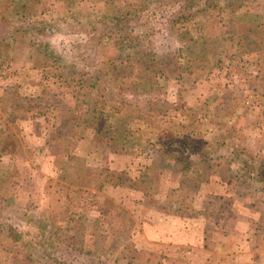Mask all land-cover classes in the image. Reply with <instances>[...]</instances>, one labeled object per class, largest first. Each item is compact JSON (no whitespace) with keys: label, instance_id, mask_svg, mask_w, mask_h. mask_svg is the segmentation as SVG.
<instances>
[{"label":"crops","instance_id":"crops-1","mask_svg":"<svg viewBox=\"0 0 264 264\" xmlns=\"http://www.w3.org/2000/svg\"><path fill=\"white\" fill-rule=\"evenodd\" d=\"M23 4L28 17L17 18ZM88 4V0H0V62H5L0 69V183L4 191L12 185L23 189L6 198L0 184L1 196L15 205L28 197L34 213L45 209L61 232L77 231V222L71 220L76 217L88 219L86 228L101 234L123 239V232H128L122 246L132 261L123 257L122 264H264V189L227 186L220 171L233 168L244 173L246 163L264 167V47L249 43L253 35H264V0H257L249 11H239L237 22L230 26L222 25L214 14L200 16L205 24L198 36L204 55L214 62L229 56V67L208 63L201 69V74L209 73L204 85L196 82L194 90L175 86L172 103L185 102L187 110L208 125L201 135L211 144L207 149L225 158L207 161L202 171L180 172L179 164L158 159L162 148L174 147L167 142L170 136L164 126L154 129L143 122L138 131L118 138L120 148L108 156L114 178L92 193V209L80 207L85 189L70 185L63 175L70 151L93 154L82 147L71 149L76 133L68 113L58 117L49 113L58 100L74 109L75 97L64 79L49 76V64L29 41L36 31H48V24L70 12L82 16L103 9L105 0H96L94 9L86 12ZM233 67L237 73L229 76ZM140 84L147 90L153 86ZM33 100L42 110L33 109ZM173 110L157 120L162 124L166 118L180 120ZM194 128L191 139L196 145L194 138L201 131ZM245 137L255 145H243ZM248 150L258 158L241 159ZM125 178L127 182H119ZM248 181L264 186V179L256 175ZM26 182L35 185L33 191L25 190ZM122 214L130 226H124ZM73 236L63 244L71 245ZM6 260L0 258V264L21 262L18 255Z\"/></svg>","mask_w":264,"mask_h":264},{"label":"trees","instance_id":"trees-1","mask_svg":"<svg viewBox=\"0 0 264 264\" xmlns=\"http://www.w3.org/2000/svg\"><path fill=\"white\" fill-rule=\"evenodd\" d=\"M256 1L105 0V6L101 10L82 16L70 12L50 24L48 31L45 28L44 32L38 30L31 35L29 41L37 46L42 59L50 68L62 72L58 78H64L76 100L74 109L58 100L55 106L49 107V113L57 117L68 113L70 122L75 126V145L102 158V161H98L92 168L87 165L89 162L82 161L83 165L78 163V152L73 154L70 151L71 155L67 159L69 168L65 171L63 179L72 186L91 192L96 189L100 191L106 183H110L114 172L109 166L108 156L111 151L117 149V138L138 131L141 121L151 122L157 117L167 115L173 106V96H169V84L186 90L187 86L195 85L194 69L204 68L206 63L229 67V56L218 62L209 60L203 53L202 43L185 28V23L197 14L206 16L217 11L222 15V25H233L237 22L239 11L252 6ZM19 8L16 12L17 18L21 14L24 18L28 17L26 5L23 4ZM253 38L249 43L258 48L264 47V35L255 34ZM59 49L62 50L58 51ZM112 53L123 56L122 59L125 57L124 62L118 64L115 57L110 56ZM102 55L107 56L104 61L101 60ZM97 78L104 79L103 86L95 83ZM161 79L168 82V85L163 87L162 99L148 103L146 115H140L139 103L132 93L134 86L137 82L158 85ZM33 103V109L42 110L43 107L38 101L33 100ZM180 127L182 128L181 125ZM194 131H175L174 135L182 146L168 151L162 148L159 151L161 160H173V164H179V171L187 174L202 171L209 160L220 161L225 158L208 150L211 145L208 142L205 150L197 153L191 139ZM186 134L187 137L184 136ZM80 140L83 143L79 146ZM175 141L172 140L173 144ZM252 167L246 163L242 169L244 173H241L240 169L224 168L220 170L221 176L227 180V186L247 189L258 186L263 190L262 183L249 182L248 178L256 175L264 179V167L253 168V171ZM227 213L231 214L232 211L229 209ZM44 216L38 217L35 223L41 224L45 218L47 225H40L39 232L28 229L24 234L23 230L11 225L16 221L15 218L10 217L8 213L0 215V241L8 240L17 244L29 256L40 258L43 264H68L53 256V251L59 245L63 246L64 240L61 239V230L56 220ZM224 218L228 216L225 215ZM71 220L77 222V232L83 226L90 232L86 228L88 219L76 217ZM86 234L71 237L77 244L72 250L67 249L69 254H65L68 258L71 257L70 254L78 251H83L94 260L102 258L101 243L95 233ZM86 240L88 243L84 244ZM78 242L81 244L78 245ZM123 257L132 261L126 255ZM74 258L77 264H81L78 263L77 256Z\"/></svg>","mask_w":264,"mask_h":264},{"label":"rangeland","instance_id":"rangeland-1","mask_svg":"<svg viewBox=\"0 0 264 264\" xmlns=\"http://www.w3.org/2000/svg\"><path fill=\"white\" fill-rule=\"evenodd\" d=\"M95 1L96 0H88L89 4L83 10H85L86 12L92 11L94 9L92 3L95 2ZM101 4L103 5L102 2H101ZM254 4L252 6L247 7L245 10L249 11L251 8H253ZM210 14H212V15L214 14L216 16V19L219 20V22H220V18L222 16V15H220V13H218L216 11V12H210L207 15H210ZM34 16H35V14H34ZM200 16H203V15L197 14V15L191 17L189 19V21L187 23H185V28L188 29L190 31V33L198 40H199L198 36H200L201 33L203 32V29H205V24L203 22H201V18H199ZM48 19H50V18H48ZM48 26H49V24H48ZM228 26H230V25H228ZM61 50L62 49H59L58 51H61ZM203 51H204V47H203ZM121 52H123V50ZM121 54L122 53H120V55ZM124 54L125 53L123 52L122 55H124ZM110 56H114L115 59L117 60L118 64H121L125 60V57H124V59H122L121 57H123V56H118V54H116V53H112ZM105 58H107V56L102 55L101 60L104 61ZM1 63H5L4 59H2L1 62H0V69H2L3 66H5L4 64L2 66ZM207 64L208 63H206V65L204 66V69L207 66ZM201 69H203V68L194 69L193 78L195 80V84H196V82H199L200 85H204L205 82H206L205 79H206V77H207V75L209 73L205 72V73L201 74ZM48 71H49V76L60 77L62 75V72L60 70H58V69H52L51 68ZM233 73H237L236 68H234L232 70L229 69L228 75L230 76L232 74V76H233L234 75ZM228 75H227V79H228ZM200 80H202V81H200ZM217 81L221 82L220 79H218ZM95 83L100 84V86H103L104 85V79L102 80V78L101 79L97 78V81ZM140 83H143V82H137L136 85L134 86V89H133L132 93H133V97L135 98V100L139 103V106L142 107L143 109H144V107L146 108V109H144L145 112L141 111V108H140V111L142 112V113H140V115H142V114L146 115V110L148 108V103H150L151 101H157V100L162 99L163 87L167 86L168 82H167L166 79H161V80H159L158 85H155V84L151 83L153 86H152L151 90L148 89L149 91L147 90V87H143V85L140 84ZM194 87H195V85H193L192 87L191 86H187L186 90H194L193 89ZM168 89H169V92L171 93V95H169V96H173L174 97L176 95L175 86L173 84H169ZM199 92H205V89H200ZM173 107L176 108V110L180 114V116H179L180 120L173 121V119L166 118V120H165L166 123L162 124L161 122H159L157 120V118H158L157 117V118L153 119V121H151V122L150 121H144V124H146L145 126H149L151 128H154V129H158L159 127H163L164 126V128L167 131L166 135L170 136L169 138H170V141H171V142H169V141H167V142L173 144L172 140H176L175 144H173L174 147L165 148L166 151L174 150L178 146H182V145L179 144L180 143L179 140L174 135L175 131H180L182 133H187L188 129H191L192 131H194L195 130L194 127H197L201 132L198 133L197 138H194V139H196L195 143H197L196 145L198 146L197 149L196 148H194V149H196L197 151L201 150V152L204 151L205 148L207 147L206 146L207 141L205 140V138L201 137V135H202V132H203L202 130L206 129V127L208 125L204 124L203 121H199L198 120V116L196 117V115L193 112L191 113L189 110H187L185 102L180 103L179 99H177V103L175 102V104H174V102H173L172 108L168 111L169 113L174 111ZM168 112H167V115L169 114ZM142 124H143V121H141L139 123V126H142ZM180 125L182 126V128L180 127ZM139 126H138V128H139ZM183 126H186V127L183 128ZM184 136L187 137L186 135H184ZM173 137L176 138V139H172ZM230 138H231V136H230ZM160 139H161V137H160ZM205 141H206V144H205ZM233 141L236 142L235 140H233ZM76 142H77L76 140H74V143H73V141L71 142V149H73V148L76 149L77 148V146L75 145ZM116 144L120 148V144L118 145V138H117V143ZM242 144L243 145L247 144L250 147H253L255 145L253 140H249V137H245L244 141L242 142ZM192 145H195V144H193V142H192ZM117 149H118V147H117ZM254 153L255 152L248 150L243 155H240V157H241V159H246L248 161L249 160L253 161V160H255V158H258ZM86 156H89V154H86V153H83V152L82 153L78 152L79 159L77 160V162L81 163L82 165H83L82 161H84L85 163L89 162V163H87V165H89L90 167L94 168V166L98 163V161H102L101 156H98V155L89 156V160H88V157L86 158ZM157 157H158V155H157ZM158 159H161V154L159 155ZM108 161H109V158H108ZM168 162H173V160H168ZM251 170L253 171V167H252ZM38 178L41 179V177H38ZM121 181H122V183H124L125 181L127 182L128 179L125 178L123 180H120L119 182H121ZM107 184L109 185V183H106L104 185V187L107 186ZM24 186H25V190H27V191H33L34 188H35V185L32 182H30V183L26 182V184ZM5 188H6V190L4 191V185L1 184V193L6 198H9V195L11 196V194L14 191H16V190H23V189H21L22 186H18V185H15V186L12 185L11 187L10 186L9 187L5 186ZM9 188H11V189H9ZM240 189H247V187L246 188L242 187ZM92 191L95 192V191H98V190L96 189V190H92ZM93 192H91V190H86V189L84 190V193H86V194H85V196H84V198H83V200H82V202L80 204V207H84V208L85 207H90L91 209L93 208V205H94L93 195H92ZM89 193H91V194H89ZM3 196H1V194H0V215H4V214L7 215V213H8V215L10 217L15 218L16 221L14 220L15 222H12V224H11V225H13L14 228L18 227L19 229L23 230L24 234H25L28 229L31 230L32 232H39L40 225L41 226L47 225L48 221L45 218H44V221L41 222V224L40 223H35L37 218L40 217L41 215L42 216L45 215L44 217H46V213L44 212L45 209L43 211L40 210V214L34 213V211H33L34 209H32V205H31V200H28L27 199L28 197H23L21 200L18 201V205L17 204L15 205V203L12 200H10V203H9V201L7 199L5 200V198ZM86 215H89V213L86 214ZM122 215H123L124 219H126L125 220L126 224L124 226H130V221H129L128 217H126L124 214H122ZM230 218H232V216H230ZM91 228H92V225H91ZM85 231H86L85 230V226H83L78 232L77 231L76 232L75 231L71 232L69 230H68V232L63 231V232H61V239H63L65 241V243H66V242H69V240H70L69 237H70V235L72 233H73L74 236L75 235H79V236L80 235H87ZM91 232L95 233L96 237L98 238L99 242L101 243V247H100L101 254L100 255L102 256V258L98 257L97 260H94L90 256L84 254L83 251L79 252L78 250H77L78 253L70 254L71 257L68 258V255L66 256L65 253H68V250H67L68 248H70V250H72L76 246L77 242H76L75 239L71 240V246H69V247L67 246V244H65V245L63 244V246L59 245L58 248L53 251V256L59 258L60 260L66 261L68 264H75L76 263L74 256L78 257V261H79L78 263H81V264H122L121 260H124L123 256L126 255V252L124 251V248H123L122 245L125 242V239L128 238L127 236H129V233L128 232H123V234H122L123 239H122L121 236L118 237V235H115V237H113L112 235H109L107 233L106 234L98 233L97 230H93V229L90 230L89 233L91 234ZM85 243L87 244L88 241L86 240L84 242V244ZM79 244H81V242H78V245ZM116 244H118V245H116ZM3 253H5L6 255L3 254ZM12 255H18L20 257L21 262L17 263V264H26L24 262H27L28 260H30V262L27 263V264H43L40 261V258H35V257L29 256L27 253L23 252L21 250V248L18 247L17 244H15V243H13L11 241L9 242L8 240L0 241V258L2 259V261L7 263V260L4 261L5 257L8 256L9 260H10V257ZM8 264H10V261H9Z\"/></svg>","mask_w":264,"mask_h":264}]
</instances>
